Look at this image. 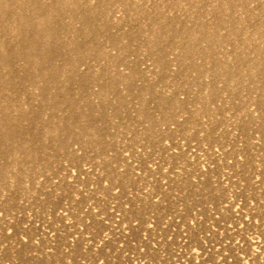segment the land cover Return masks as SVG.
I'll list each match as a JSON object with an SVG mask.
<instances>
[{
    "label": "rangeland",
    "instance_id": "obj_1",
    "mask_svg": "<svg viewBox=\"0 0 264 264\" xmlns=\"http://www.w3.org/2000/svg\"><path fill=\"white\" fill-rule=\"evenodd\" d=\"M0 264H264V0H0Z\"/></svg>",
    "mask_w": 264,
    "mask_h": 264
}]
</instances>
